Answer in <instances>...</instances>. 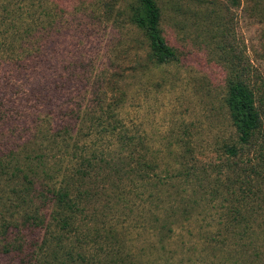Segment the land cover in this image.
Returning <instances> with one entry per match:
<instances>
[{"label": "rangeland", "instance_id": "1", "mask_svg": "<svg viewBox=\"0 0 264 264\" xmlns=\"http://www.w3.org/2000/svg\"><path fill=\"white\" fill-rule=\"evenodd\" d=\"M157 1L163 34L178 54L164 64L152 57L145 30L132 20L137 0H23L22 22L11 20L19 11L17 0H0V154L31 139L40 122H50L53 129L71 124L82 129L86 141H99L88 127L96 117L104 119L102 109L111 104L143 136L134 149L149 164L157 161V173L169 177L139 181L138 191L134 182L108 184L97 208L112 200L121 211L113 219L119 224L120 249L111 239L104 248L89 242L74 253L95 259L73 264H264L232 239L241 228L232 231L219 221L239 197L223 153V145L235 137L228 82L244 68L252 83L254 67L264 74L263 24L233 0ZM54 9L57 24L49 34L44 28L49 15L35 22L30 13ZM19 26L23 37L14 33ZM103 137L112 148L107 153L124 159L126 153L114 154L120 147L116 140ZM189 152L210 168L208 174L181 175L180 161ZM219 166L228 174L218 176ZM53 209L47 204L43 212L50 217ZM253 212L247 233H261L264 227L256 223H264V212ZM20 218L17 213L15 219ZM165 224L172 232L162 229ZM166 233L169 238L159 242ZM214 233L218 244L209 239ZM43 234L40 228L12 230L9 242L23 248L1 253L0 264H34Z\"/></svg>", "mask_w": 264, "mask_h": 264}, {"label": "trees", "instance_id": "2", "mask_svg": "<svg viewBox=\"0 0 264 264\" xmlns=\"http://www.w3.org/2000/svg\"><path fill=\"white\" fill-rule=\"evenodd\" d=\"M137 2L132 9V20L145 30L152 57L158 64L176 60L177 51L163 34L158 1ZM232 3L244 5L246 11L263 24L260 36L264 47V0H233ZM17 6L18 14L11 20L22 22L24 12L19 6H23V0H17ZM30 14L35 22L41 15L42 18L49 15L46 24L42 25L49 31L55 29L58 16L56 9L49 13L33 10ZM20 27H16L14 33L23 37ZM30 28L28 26L26 31ZM244 69L228 82L226 102L235 137L223 145L226 165L235 175L234 184H238L239 197L230 201L219 221L228 224L232 231L235 228L242 229L232 239L248 252L250 249L252 260L257 262L264 260V231L251 234L247 233V229L251 226L248 214L256 208L264 212V74L254 67L257 76L252 83L250 71ZM115 109L111 104L107 105V108L102 109L105 118L98 116L90 123L88 133L100 136L99 141L94 143L86 141L88 138L82 135V129H76L71 124L53 129L50 122H40V127L31 139L16 150L0 154V215L3 216V220L0 219V254L23 248V245L9 242L12 230H21L23 227L44 231L43 238L33 250L34 264H66L67 260L73 264L80 260H94V257L86 258L81 253H74L77 246L80 248L89 242H98V248H104L111 239L120 249L119 224L113 219L120 218L122 213L112 200L99 210L97 203L101 201L100 194L107 189L108 184L120 187L126 182H134L135 190L138 191L140 182L145 179L159 178V181H163L169 174L162 177L156 171L159 163L154 161L149 164L146 157L134 149L138 139H143V136L120 119ZM102 134L116 140L120 147L117 148L119 152L114 154L126 153L124 159H117L107 153L112 148L108 147ZM56 147L66 149L52 153ZM26 151L28 153L24 155ZM182 160L180 166L185 168L181 173L183 176L199 178L210 172L205 164L197 162L193 152ZM222 173L228 174L219 166L218 176ZM134 175L137 179H133ZM228 179L230 186H233L232 178L228 176ZM113 192L118 199H126L125 194ZM47 204L54 208L50 217L43 212ZM17 213L21 214L20 220L15 219ZM108 213L112 216L109 217ZM157 219L166 223V219L161 216H157ZM256 225L264 227V223ZM162 229L172 232L167 224ZM169 236L167 233L160 236L159 242L164 243ZM209 239L214 244L220 243L217 234L210 235Z\"/></svg>", "mask_w": 264, "mask_h": 264}]
</instances>
